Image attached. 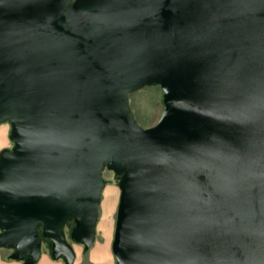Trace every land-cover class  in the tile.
Returning <instances> with one entry per match:
<instances>
[{
	"label": "water",
	"instance_id": "95a60500",
	"mask_svg": "<svg viewBox=\"0 0 264 264\" xmlns=\"http://www.w3.org/2000/svg\"><path fill=\"white\" fill-rule=\"evenodd\" d=\"M71 1L0 0V248L70 264L107 169L115 264H264V0Z\"/></svg>",
	"mask_w": 264,
	"mask_h": 264
},
{
	"label": "rangeland",
	"instance_id": "374dc122",
	"mask_svg": "<svg viewBox=\"0 0 264 264\" xmlns=\"http://www.w3.org/2000/svg\"><path fill=\"white\" fill-rule=\"evenodd\" d=\"M127 102L136 123L142 128L153 126L157 122L163 111L162 92L159 86H143L129 93ZM1 124L8 125V122H3ZM7 137V141L9 144H1L0 152L10 150L12 147L9 135H7ZM102 178L104 181V186L100 193L98 216L94 233L98 234L100 238H104L105 241H109L111 239L112 242L115 214L119 198L118 183L120 180V176L117 174L114 176L110 171L103 170ZM69 224H71V221L67 222L64 226V233L68 244L72 248H75V245H81L83 247L82 244L78 243L71 236H69ZM42 241L43 240H41V249L39 256L44 253L45 249L43 247ZM50 255L52 254L50 253ZM25 256L26 255L24 254V257Z\"/></svg>",
	"mask_w": 264,
	"mask_h": 264
},
{
	"label": "crops",
	"instance_id": "0c3cea01",
	"mask_svg": "<svg viewBox=\"0 0 264 264\" xmlns=\"http://www.w3.org/2000/svg\"><path fill=\"white\" fill-rule=\"evenodd\" d=\"M9 127V123L8 125L0 123V145L9 144L7 141V135L10 132ZM42 240L43 247L45 248L44 253L32 264H67L63 256H53L51 244L47 239ZM111 243V239L105 241L104 238H100L98 234L94 233L92 243L88 248H85L83 244L84 249L81 245H75V248H72L74 257L70 264H115ZM12 253L13 249L11 248H0V264H26L28 256L15 260L11 257Z\"/></svg>",
	"mask_w": 264,
	"mask_h": 264
},
{
	"label": "flooded vegetation",
	"instance_id": "af4514ba",
	"mask_svg": "<svg viewBox=\"0 0 264 264\" xmlns=\"http://www.w3.org/2000/svg\"><path fill=\"white\" fill-rule=\"evenodd\" d=\"M76 1H77V0H72L71 3H72V4H75ZM79 1H80V0H79ZM104 170H107V169H104ZM108 171H110L114 176L116 175V174H115L114 172H112L111 170H108ZM66 233H67V232H66Z\"/></svg>",
	"mask_w": 264,
	"mask_h": 264
},
{
	"label": "trees",
	"instance_id": "16d2710c",
	"mask_svg": "<svg viewBox=\"0 0 264 264\" xmlns=\"http://www.w3.org/2000/svg\"><path fill=\"white\" fill-rule=\"evenodd\" d=\"M82 19L84 20V18H81L80 20H82Z\"/></svg>",
	"mask_w": 264,
	"mask_h": 264
}]
</instances>
